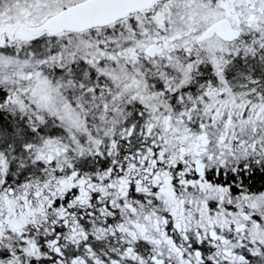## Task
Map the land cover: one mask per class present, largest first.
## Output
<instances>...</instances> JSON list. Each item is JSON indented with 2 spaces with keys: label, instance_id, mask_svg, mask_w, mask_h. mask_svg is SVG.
<instances>
[{
  "label": "snow or ice",
  "instance_id": "obj_1",
  "mask_svg": "<svg viewBox=\"0 0 264 264\" xmlns=\"http://www.w3.org/2000/svg\"><path fill=\"white\" fill-rule=\"evenodd\" d=\"M0 264H264V0H0Z\"/></svg>",
  "mask_w": 264,
  "mask_h": 264
}]
</instances>
